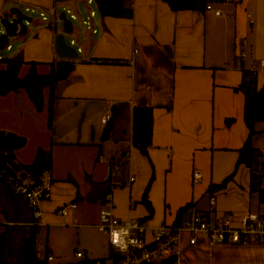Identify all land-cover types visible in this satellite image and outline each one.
<instances>
[{
    "label": "crops",
    "instance_id": "obj_1",
    "mask_svg": "<svg viewBox=\"0 0 264 264\" xmlns=\"http://www.w3.org/2000/svg\"><path fill=\"white\" fill-rule=\"evenodd\" d=\"M24 1L0 0V11ZM32 1L41 7L55 2ZM131 1L130 16L98 11L92 18L95 31L73 24V30L64 33L81 51L67 75L57 78L51 114L48 86L42 90L41 108L24 88L0 94V130L25 137L14 150V159L30 163L39 148L51 155L52 187L40 203L44 224L39 225L36 241L44 250L37 252L48 251L52 259L56 251L48 235L65 226L77 228V234L80 228L94 230L99 238L75 249L82 251L80 259L103 257L95 256L110 244L96 224L107 191L113 215L141 220L148 227L174 222L178 208L187 203L191 206L182 213L183 219L193 209L211 215L264 213V203L250 191V168L237 162L249 132L244 94L237 86L242 68L250 69L264 57V0H207L220 9L219 14L206 8L174 10L165 0ZM34 20L31 17L25 33L17 34L22 35L20 43L9 54L21 58L20 76L32 62L44 74L59 59L54 38L62 22L49 27ZM239 50L246 52L240 62ZM2 58L0 68L6 65ZM255 72L261 86L264 70ZM138 104L150 105L153 111L147 155L131 142L132 107ZM106 112L111 118L103 123ZM108 125L109 133L103 137ZM254 128L252 143L260 147L264 120L255 122ZM194 170L201 174L197 180ZM228 175L223 186L208 191L210 184ZM210 194L216 198L213 207ZM71 201L76 207L60 213ZM7 226L1 209L0 235ZM24 229L26 225L22 234ZM178 264H264V244L207 246L202 238L196 245L183 241Z\"/></svg>",
    "mask_w": 264,
    "mask_h": 264
},
{
    "label": "built area",
    "instance_id": "obj_2",
    "mask_svg": "<svg viewBox=\"0 0 264 264\" xmlns=\"http://www.w3.org/2000/svg\"><path fill=\"white\" fill-rule=\"evenodd\" d=\"M85 1L88 5L94 4V8H89L85 17L79 16L72 8L59 0H55L50 7L26 4L23 9H20L26 15H29L26 11L37 12L40 21L49 27H55L57 22H62L60 11L64 10L65 15L71 19L72 23L73 19L79 18L83 27L95 31L92 18L99 9L95 0ZM125 2H128V5L132 4L131 0H125ZM205 8L212 9L216 14L220 13V9L214 8L211 2H206ZM23 21L29 24L31 20L24 18ZM0 30L1 33L6 34L3 28ZM69 43L75 45L77 52L81 51V47L76 45L74 38H71ZM10 48L11 43L8 42L4 50ZM2 57V52L0 51V58ZM245 58L246 52L239 50L236 54V60L240 62ZM249 68L253 71L257 69L264 70V57L259 58L257 64L251 63ZM110 118L111 113L106 112L101 116L100 120L103 123H107ZM260 148L264 150V142ZM3 157L0 160V173L10 181L17 193L24 196L27 206L33 213L32 223L37 225L44 224L40 203L50 195L52 187L50 170L45 169L38 178H33L27 172L14 168ZM200 175L198 170L193 171L194 180L199 179ZM215 203V195L210 194V206L213 207ZM111 205V193L107 192L104 196V204L99 210L96 225L107 235L108 243L114 247L117 255L108 256V261L97 259L95 264H160L167 260H172V264H178L183 241H186L189 245H196L200 238L204 240L207 246L227 243L264 244L263 212L247 210L244 213L236 214L229 211L221 215H211L210 212L193 209L180 223L164 222L148 227L141 220L120 218L113 215ZM70 207H76V202L71 201L68 205L61 207L59 212L65 214ZM120 230H127L128 232L124 250L114 246L112 243L113 232ZM75 255L81 256L82 251L76 250ZM37 256L44 257L40 252H37ZM46 258L51 260L53 256L48 253Z\"/></svg>",
    "mask_w": 264,
    "mask_h": 264
},
{
    "label": "trees",
    "instance_id": "obj_3",
    "mask_svg": "<svg viewBox=\"0 0 264 264\" xmlns=\"http://www.w3.org/2000/svg\"><path fill=\"white\" fill-rule=\"evenodd\" d=\"M171 9L184 8H205L207 0H165ZM131 6L126 4L125 0H101L99 13L102 15L112 16H130ZM9 42V36L0 33V51L5 49ZM6 65L0 68V94L11 90L24 88L37 108H41L43 96L42 90L45 86L50 88L48 110H52V89L57 82L55 74V64L51 62L50 70L47 73H38L34 62L30 63L28 71L20 76L18 71L22 63L19 56L4 57ZM244 94V121L249 130L242 146L238 150V163H244L250 168V191L256 192L259 203H264V160L260 147L252 143V136L257 133L254 124L257 121L264 120V82L257 86L256 72L242 68V78L237 86ZM153 126V111L150 105H133L131 113V142L142 153L147 155V148L151 144ZM110 125L106 126L103 131V137L109 133ZM25 137L13 132L0 130V160L3 155L14 168L21 169L38 178L45 169L50 170L51 155L48 150L39 148L30 163H19L14 159V150L23 145ZM6 152L5 154H3ZM3 154V155H2ZM231 177L228 175L220 183H212L208 186V191H213L216 187H221ZM109 192V191H107ZM104 193L105 194L107 193ZM104 198V197H103ZM104 202V199H103ZM191 206L187 203L178 208L176 219L173 223L177 224L182 221V213ZM149 207V205H148ZM6 227L0 235V264H51L46 258L48 251H45L44 257L37 256V234L39 225L35 223L27 224L24 229L20 242L13 243L12 248L8 250L6 245ZM117 255L115 252H109L108 256ZM97 259L82 258L78 264H95ZM101 261L105 257L100 258ZM160 264H172V260L164 261Z\"/></svg>",
    "mask_w": 264,
    "mask_h": 264
},
{
    "label": "water",
    "instance_id": "obj_4",
    "mask_svg": "<svg viewBox=\"0 0 264 264\" xmlns=\"http://www.w3.org/2000/svg\"><path fill=\"white\" fill-rule=\"evenodd\" d=\"M65 1V0H59ZM99 9L101 0H95ZM62 18V30L58 31L54 38L55 52L58 60L55 62V74L58 79L64 78L72 68V59L78 55L76 47L70 44L64 33H70L73 30V23L65 15V11H60ZM31 20L20 8L12 6L9 9V16H2L0 22L5 33L9 36L23 34L26 31L27 24L23 19ZM0 207L4 211L6 222V245L8 250L12 248L13 242H20L22 230L25 225L31 224L33 213L27 206L23 195L17 193L10 181L0 173Z\"/></svg>",
    "mask_w": 264,
    "mask_h": 264
},
{
    "label": "rangeland",
    "instance_id": "obj_5",
    "mask_svg": "<svg viewBox=\"0 0 264 264\" xmlns=\"http://www.w3.org/2000/svg\"><path fill=\"white\" fill-rule=\"evenodd\" d=\"M25 1L22 4L17 3L16 6H19L23 9L25 4L37 5V3H39L37 1H32V0H25ZM53 4H54V1L51 3V5H53ZM63 4H65L68 7H73L74 11L81 17L86 16L89 8H94V4L88 5L85 0H65L63 2ZM45 7H48V6H45ZM26 13H28L33 19H35L34 21H36V20L40 21L37 12L26 11ZM96 13H97L96 16H94L95 18L98 17V12H96ZM2 16L3 17L9 16L8 6L4 9V11H0V19ZM73 24H74L76 29H82L83 28L79 18L73 19ZM1 27H2V24L0 22V28ZM21 36L22 35H20V36L19 35H11V36H9V40L13 44V49L12 50H4L2 52V56H4V57L9 56V54L12 53L13 50L18 47V45L20 43ZM262 125H263V123H262ZM262 140H263V138H260L259 142H261ZM261 151H263V150H261ZM262 158L264 160L263 155H262ZM260 208L263 209V207H260ZM65 227L66 228L61 229V230L54 228V230H52V233H49V235H48L49 240H50L49 243L52 244L51 246L56 251L54 253V256H55L54 259L49 260L51 264H78V262L80 261V258L75 255V253H74L75 249L82 248L84 243H88V244H92L93 242L95 243V241H97L99 239L98 236H96L94 230H83L80 228L79 229L80 232H79V234H77L76 233V231L78 230L77 228H73L71 226H65ZM40 245H41V242L39 241V244H37V246H36V250L38 251V249H39L43 252L44 250L42 247H40ZM109 251L112 253L116 252L114 247H112L110 245V247H108V246L106 247L105 251L102 254L96 255L95 257L103 256V257H105V260L108 261Z\"/></svg>",
    "mask_w": 264,
    "mask_h": 264
},
{
    "label": "clouds",
    "instance_id": "obj_6",
    "mask_svg": "<svg viewBox=\"0 0 264 264\" xmlns=\"http://www.w3.org/2000/svg\"><path fill=\"white\" fill-rule=\"evenodd\" d=\"M128 236L127 230L114 231L112 234V243L114 246L124 250L126 248V239Z\"/></svg>",
    "mask_w": 264,
    "mask_h": 264
}]
</instances>
